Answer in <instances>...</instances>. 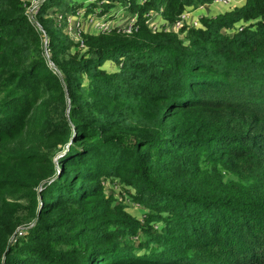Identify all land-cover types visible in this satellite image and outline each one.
I'll return each mask as SVG.
<instances>
[{"label": "trees", "instance_id": "16d2710c", "mask_svg": "<svg viewBox=\"0 0 264 264\" xmlns=\"http://www.w3.org/2000/svg\"><path fill=\"white\" fill-rule=\"evenodd\" d=\"M213 1L106 0L137 29L74 41L46 15L80 3L0 0V264H264V0L146 24Z\"/></svg>", "mask_w": 264, "mask_h": 264}, {"label": "built area", "instance_id": "2783aa9c", "mask_svg": "<svg viewBox=\"0 0 264 264\" xmlns=\"http://www.w3.org/2000/svg\"><path fill=\"white\" fill-rule=\"evenodd\" d=\"M27 3L26 7V15L29 20L32 22L35 21V14L38 12L39 6L44 0H23ZM106 0H101L97 3V7L94 8L93 11L87 10V3L92 2V0H89L85 6L79 7L76 9L73 13H68L63 15L61 12L52 10L47 17H51L54 19L55 22H60L64 18L65 21V27L64 32L67 33V35L73 39L74 41H80L82 33H85V26L90 25L95 30L96 33L100 32H107L111 29L117 28L122 30L126 34H131L133 31L137 29V14L128 13V18H126V23L122 26L119 24H116L112 21L110 18V15L106 13L98 14L100 11L99 5L103 3ZM239 1V0H214V2L222 3V4H230L232 2ZM124 7V6H123ZM95 10H97V14L95 13ZM188 10L185 9L179 17L169 23L166 21H163L162 18L156 19V16L159 15L158 13L154 11H149L145 14L146 16V24L152 31L157 30H169L173 31L175 33H179L180 36L183 35V33H180V29L184 26L188 27H199L200 20L198 18L191 17L188 14ZM160 16V15H159Z\"/></svg>", "mask_w": 264, "mask_h": 264}, {"label": "rangeland", "instance_id": "374dc122", "mask_svg": "<svg viewBox=\"0 0 264 264\" xmlns=\"http://www.w3.org/2000/svg\"><path fill=\"white\" fill-rule=\"evenodd\" d=\"M89 0H72L73 3H80V5L85 6V4ZM101 0H92V2H99ZM81 6V7H82ZM97 10H95V13L97 14ZM128 11L123 7V5L120 4H114L108 11L107 14L110 15V18L113 22L116 24H119L120 26L124 25L126 22V17L128 15ZM227 32L232 33V30H227ZM109 70L114 68L113 64H110L106 66ZM121 186L116 181L115 183L110 182L109 180H105V192L107 194H112L115 196V198L118 201H121L127 212H129L132 216L140 219L143 215L144 208L137 203H134L126 193L125 191L120 188ZM121 194H123L121 196ZM137 240V239H136Z\"/></svg>", "mask_w": 264, "mask_h": 264}, {"label": "crops", "instance_id": "0c3cea01", "mask_svg": "<svg viewBox=\"0 0 264 264\" xmlns=\"http://www.w3.org/2000/svg\"><path fill=\"white\" fill-rule=\"evenodd\" d=\"M245 1L246 0H239L232 2L230 4H222L213 1L211 3H205L197 7H187V10L189 12L188 14L194 18H198L201 16H215L219 13H224L225 11H228L236 6H241L245 3ZM128 15L126 18H128ZM160 18L161 16L159 15L156 16L157 20ZM85 31H86L85 33L96 34V30L90 25L85 26Z\"/></svg>", "mask_w": 264, "mask_h": 264}, {"label": "water", "instance_id": "95a60500", "mask_svg": "<svg viewBox=\"0 0 264 264\" xmlns=\"http://www.w3.org/2000/svg\"><path fill=\"white\" fill-rule=\"evenodd\" d=\"M34 23H35V25H36V26L42 31L41 26H40L36 21H34ZM43 35H44V37H45L44 40H46V34H45V32H43ZM45 53H46V50H45Z\"/></svg>", "mask_w": 264, "mask_h": 264}]
</instances>
